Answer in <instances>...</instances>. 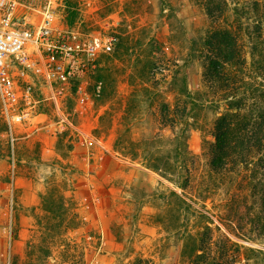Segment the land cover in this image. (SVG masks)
Here are the masks:
<instances>
[{"label": "rangeland", "instance_id": "1", "mask_svg": "<svg viewBox=\"0 0 264 264\" xmlns=\"http://www.w3.org/2000/svg\"><path fill=\"white\" fill-rule=\"evenodd\" d=\"M225 1L216 22L203 0L60 1L57 26L117 46L60 109L37 84L35 116L14 125V142L0 100V264H192L200 249L215 264H264L253 188L263 173L232 160L214 171L230 91L213 92L204 59L189 55L212 28L241 31V75L253 84L249 32L261 15L234 10L254 0ZM62 113L72 126L59 132ZM50 190L58 216L43 207Z\"/></svg>", "mask_w": 264, "mask_h": 264}, {"label": "built area", "instance_id": "2", "mask_svg": "<svg viewBox=\"0 0 264 264\" xmlns=\"http://www.w3.org/2000/svg\"><path fill=\"white\" fill-rule=\"evenodd\" d=\"M60 1L0 0V100L12 142L14 125L35 116L37 84L47 88L60 109L59 97L73 88L82 91L101 59L117 46L113 35L57 26L54 12ZM59 125L63 132L72 123L62 113Z\"/></svg>", "mask_w": 264, "mask_h": 264}, {"label": "trees", "instance_id": "3", "mask_svg": "<svg viewBox=\"0 0 264 264\" xmlns=\"http://www.w3.org/2000/svg\"><path fill=\"white\" fill-rule=\"evenodd\" d=\"M203 3L206 5V15L209 19L216 22L223 17L227 6L225 0H203ZM248 6L244 9L245 6L241 3L240 8L234 10L238 15L240 11L247 16L250 13L261 15L249 32V36L256 42L251 54L253 63H256L253 84L249 86L241 75L246 65L239 43L241 31L235 33L230 28H212L205 38L191 42L189 55L191 59L195 57L204 59V79L213 92L230 91L227 99L231 100H228L225 112L215 122V141L209 147L212 167L216 174L222 173L232 160L233 164L246 168L257 166L258 171L263 173L253 188L260 201V209L255 211L254 219L264 233V89L256 80L257 77L264 80V0L262 2L254 0L249 2ZM195 103L192 97L193 107L191 106L189 111L190 115H194ZM176 153L178 154L177 148ZM251 154H256L257 161L248 159ZM151 168L160 170L156 165H151ZM253 179L254 176L251 181ZM56 197L54 190L43 196V207L53 216H58L60 209L59 207L57 210L54 205ZM230 245L234 246L233 243ZM189 257L192 264H215L211 262L210 257L208 258L206 250L193 251Z\"/></svg>", "mask_w": 264, "mask_h": 264}]
</instances>
